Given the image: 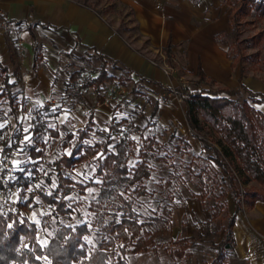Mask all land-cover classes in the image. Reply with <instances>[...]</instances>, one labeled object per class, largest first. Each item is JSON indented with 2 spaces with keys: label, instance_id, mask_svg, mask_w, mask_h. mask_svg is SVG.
<instances>
[{
  "label": "rangeland",
  "instance_id": "rangeland-1",
  "mask_svg": "<svg viewBox=\"0 0 264 264\" xmlns=\"http://www.w3.org/2000/svg\"><path fill=\"white\" fill-rule=\"evenodd\" d=\"M81 1L104 11L106 19L124 36L135 38L134 34L137 32L127 7L115 0ZM234 1L220 0L222 12L219 13L223 18L225 11L229 9V3ZM238 20L239 23L235 27L238 30L236 36L238 39L234 40L232 32L226 26L216 34V37L226 45V54L237 61L235 70L242 69L248 83L259 82L264 85V15L251 11ZM162 51L168 54V49L162 48ZM58 55V67L54 71L52 87L54 92H50V95L38 101L25 97L24 92H15V100L18 103L15 115L11 113L6 98H0V125H7L8 132L16 133V143L9 150L12 170L6 173L13 178L17 171H21L29 179L25 185L20 184L17 188H13L11 197L15 203L31 197L29 208L22 209L21 213L36 224L37 240L42 244L46 242L57 222L74 224L85 221L90 225L94 215L91 204L99 199L98 194L102 185L101 177L95 172L96 163L92 157L78 162L67 171L73 180L85 184L83 191H77L75 187V190L66 195L68 205H72L69 216L57 217L52 214L51 207L41 200L37 190L50 193L56 185L55 172L49 162L62 152L69 151V147L60 145L65 132L72 131L76 134V129L84 125L87 116L91 115L94 121L85 141L92 143L109 131L108 124L111 117H114L119 122L116 129L110 131L111 140L114 142L122 136L128 140L125 160L127 165L129 167L135 165L142 156L140 154L142 150H147L148 153L150 175L143 179L142 183L145 193L138 194L136 189H133V185L128 191H124L125 196L131 197L132 207L138 220L147 221L152 213L159 211L162 206L170 210L166 231L155 239V246L149 247L146 251L126 250L123 256L127 263L208 264L215 256L213 241L216 242L222 237V227L234 208L233 196L230 188L227 187L222 212L215 219H210L215 200L213 193L219 191V185L212 182L204 172L202 173L204 184H201L196 175L202 165L216 167L209 159L210 149L204 145L200 150L199 147L184 146L178 140L183 135L174 124L163 123L158 118H154L156 110L154 97L147 92H139L132 79L126 77L127 71L116 68L112 62H106L104 66L109 74L113 76L121 74L125 77L122 82L107 81L102 91L97 93L93 92L91 87H80L81 78L77 83L79 86L77 92L67 91L65 86L70 71L82 66L84 71L81 76L92 77L96 74L95 69L100 65L101 60L91 51L86 53L85 59L79 57V52ZM168 61L171 63L170 59ZM184 76L186 86L179 87V91L199 90V78L193 75ZM121 88H123L122 92L119 91ZM235 97L241 100L248 98V94L242 91ZM96 101H99V105H95ZM146 101L149 102L148 106L145 104ZM181 106L184 107V103ZM39 115L41 116L39 122H44L45 126L58 131L57 137L52 136L48 130L32 132V122ZM200 121L194 131L190 129V133L196 139H202L220 150L218 133L203 120ZM25 137L28 139L25 140ZM149 140H152L150 148L145 146ZM112 142L110 149L113 150ZM176 143L180 145L177 148ZM31 145L41 150L42 154L39 157H31L29 154ZM237 164L236 160L230 161L240 191L258 188L257 182L247 179L244 173L237 170ZM247 210L246 203L242 201L238 214L246 215ZM100 212L105 219H108L112 217L115 209L108 206L106 211L101 208ZM96 229L94 227L85 237L87 243L94 244L99 238ZM176 237L190 239L191 243L186 248L188 254L180 257L173 255L172 249L177 244L169 240ZM217 264H245V262L237 254L227 252L223 258L217 259Z\"/></svg>",
  "mask_w": 264,
  "mask_h": 264
},
{
  "label": "trees",
  "instance_id": "trees-1",
  "mask_svg": "<svg viewBox=\"0 0 264 264\" xmlns=\"http://www.w3.org/2000/svg\"><path fill=\"white\" fill-rule=\"evenodd\" d=\"M229 7L228 25L234 40L238 39V30L235 27L239 23V17L251 11L264 15V0H235L229 3ZM96 56L101 60L95 69L96 74L92 77H82V66L70 71L65 86L67 91L77 92V83L81 78L80 87H91L92 91L97 93L107 81L116 80L120 83L124 80L125 77L121 74H109L104 66L106 60L100 54ZM231 58V65L235 66L237 61ZM198 75L203 79L200 69ZM242 76L240 69L237 87L188 92L184 100L185 116L190 129L194 131L200 120H203L218 133L221 143L219 150L216 146L200 140L210 149L209 159L217 167L202 165L196 172L201 184H204V172L212 182L219 185V191L213 193L215 200L210 219H215L222 212L227 187L230 188L234 200L233 212L227 216L222 227V237L216 242L213 241L215 256L208 264H217V259L223 258L227 252L236 254L232 226L236 212L241 208V202L251 205L256 199L264 200V113L250 105V101L264 100V94L259 93L260 98H256L258 94L241 83ZM0 85V98H6L11 113L15 115L18 103L15 100V92L10 89L13 83L8 82L7 69L1 62ZM221 91L225 93L220 94ZM242 91L248 94V98L239 100L235 96ZM39 119L40 115L32 122L33 133L48 130L54 137L59 135L57 130L45 126ZM118 122L111 117L109 131L92 143L85 141L93 125L90 116L84 125L76 129V134L72 131L65 132L60 145L69 147V151L62 152L49 162L55 172L56 185L50 193L37 190L41 200L51 207L52 214L57 217L69 216L72 205H68L66 195L75 190V187L77 191H83L85 184L73 180L67 171L78 162L92 157L96 163L95 172L101 177L102 185L99 199L91 204L94 215L90 225L85 221L74 224L57 222L46 243L42 244L36 237V224L21 213L22 209L29 208L31 197L22 202L18 201L13 209L0 211V264H128L123 256L126 250L146 251L155 246V239L166 231L170 210L162 206L159 211L153 212L147 221L138 220L131 197L125 196L124 191H128L133 185L138 194L145 193L142 183L143 179L150 175L148 153L147 150H142L140 160L131 167L127 165L125 160L128 140L122 136L112 142L110 136V131L116 129ZM7 129V125L0 128V156L8 153L16 143V133L8 132ZM178 140L184 146H189L184 137L181 136ZM151 141L145 146L150 148ZM111 142L113 150L110 149ZM179 146V143L175 144L176 148ZM29 154L36 158L42 152L36 149L35 145H31ZM232 159L238 163L237 170L244 173L247 179L257 182L260 189L247 188L240 191L234 170L230 167ZM28 181V176L23 175L21 171H17L13 178H8L4 169L0 172V189L5 196H8L13 188L20 184L25 185ZM108 206L113 207L115 212L111 218L105 219L100 209L106 211ZM94 227L97 228L99 238L94 244H90L85 237ZM169 242L177 244L172 249L173 255L180 257L189 253L186 249L191 243L188 237L171 238Z\"/></svg>",
  "mask_w": 264,
  "mask_h": 264
},
{
  "label": "crops",
  "instance_id": "crops-1",
  "mask_svg": "<svg viewBox=\"0 0 264 264\" xmlns=\"http://www.w3.org/2000/svg\"><path fill=\"white\" fill-rule=\"evenodd\" d=\"M115 1L130 10L137 32L134 39L110 23L104 11L81 0H0V62L13 83L11 92L41 101L54 92L58 54L79 52L85 59L91 51L126 70L139 92L154 97V118L174 124L188 144L200 150L203 144L190 133L185 106L167 105L156 98L165 76L148 58L158 48L168 49L177 74L199 78L200 69L203 79L199 78L197 91L238 86L240 68L236 71L231 65L226 45L216 37L225 26L229 28L230 7L223 18L220 0ZM240 81L258 94L256 98L264 94L262 83H248L244 76ZM250 105L264 113V100L250 101ZM89 116L93 122L91 115L86 121ZM246 206V215H235L234 249L245 264H264V200Z\"/></svg>",
  "mask_w": 264,
  "mask_h": 264
},
{
  "label": "built area",
  "instance_id": "built-area-1",
  "mask_svg": "<svg viewBox=\"0 0 264 264\" xmlns=\"http://www.w3.org/2000/svg\"><path fill=\"white\" fill-rule=\"evenodd\" d=\"M1 14V10H0ZM155 57L148 58L150 64L158 67L165 76V82L163 83V90L156 95L157 99L167 105L181 106L188 92H195L194 90L179 91V87H185L186 81L182 75L177 74L175 66L168 61L167 55L158 48ZM123 91V88L119 90ZM103 101V100H101ZM95 105H99V101L95 102ZM10 153L2 154L0 156V172L4 169L7 173L12 170L10 164ZM6 173V174H7ZM9 178V176L7 175ZM15 206L14 199L10 196H5L0 189V211L6 212L13 209Z\"/></svg>",
  "mask_w": 264,
  "mask_h": 264
},
{
  "label": "snow or ice",
  "instance_id": "snow-or-ice-1",
  "mask_svg": "<svg viewBox=\"0 0 264 264\" xmlns=\"http://www.w3.org/2000/svg\"><path fill=\"white\" fill-rule=\"evenodd\" d=\"M0 127H3V125H0ZM28 139V137H25V140H27ZM44 243H46V242H44Z\"/></svg>",
  "mask_w": 264,
  "mask_h": 264
}]
</instances>
